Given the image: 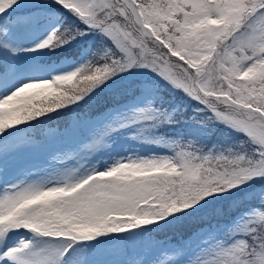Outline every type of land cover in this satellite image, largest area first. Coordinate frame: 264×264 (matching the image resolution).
Instances as JSON below:
<instances>
[{"label":"snow or ice","instance_id":"6c2138e0","mask_svg":"<svg viewBox=\"0 0 264 264\" xmlns=\"http://www.w3.org/2000/svg\"><path fill=\"white\" fill-rule=\"evenodd\" d=\"M0 264H264V0H0Z\"/></svg>","mask_w":264,"mask_h":264},{"label":"rangeland","instance_id":"374dc122","mask_svg":"<svg viewBox=\"0 0 264 264\" xmlns=\"http://www.w3.org/2000/svg\"><path fill=\"white\" fill-rule=\"evenodd\" d=\"M46 131L47 129L44 131V133H46ZM42 140L43 142H39V146H32L29 151H26L22 153L20 156H17L14 160V163H12L10 167L16 168L17 166H19V167L27 168L32 164H36L41 169L47 168L48 164L45 163V161L51 162L52 157L48 155V151L43 146L45 141V136H43ZM32 170L36 171L37 169H32ZM125 257L129 258L126 255L116 252L110 256H107V258L105 259L123 260Z\"/></svg>","mask_w":264,"mask_h":264},{"label":"trees","instance_id":"16d2710c","mask_svg":"<svg viewBox=\"0 0 264 264\" xmlns=\"http://www.w3.org/2000/svg\"><path fill=\"white\" fill-rule=\"evenodd\" d=\"M190 223H191V221L188 222V224H190Z\"/></svg>","mask_w":264,"mask_h":264}]
</instances>
